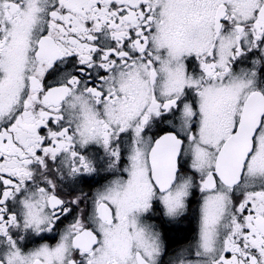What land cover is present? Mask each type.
Returning <instances> with one entry per match:
<instances>
[{
	"label": "snow or ice",
	"instance_id": "1",
	"mask_svg": "<svg viewBox=\"0 0 264 264\" xmlns=\"http://www.w3.org/2000/svg\"><path fill=\"white\" fill-rule=\"evenodd\" d=\"M0 264H264V0H0Z\"/></svg>",
	"mask_w": 264,
	"mask_h": 264
}]
</instances>
